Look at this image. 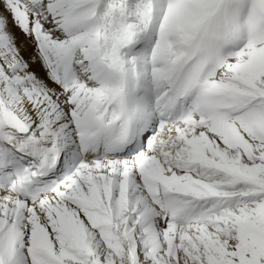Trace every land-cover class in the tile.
<instances>
[{
    "label": "snow or ice",
    "instance_id": "1",
    "mask_svg": "<svg viewBox=\"0 0 264 264\" xmlns=\"http://www.w3.org/2000/svg\"><path fill=\"white\" fill-rule=\"evenodd\" d=\"M0 264H264V0H0Z\"/></svg>",
    "mask_w": 264,
    "mask_h": 264
}]
</instances>
